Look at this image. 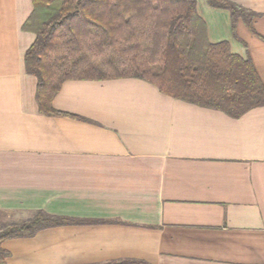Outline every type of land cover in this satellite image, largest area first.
Returning a JSON list of instances; mask_svg holds the SVG:
<instances>
[{"label":"crops","instance_id":"1","mask_svg":"<svg viewBox=\"0 0 264 264\" xmlns=\"http://www.w3.org/2000/svg\"><path fill=\"white\" fill-rule=\"evenodd\" d=\"M255 32L197 0L212 42L249 54L264 82V0ZM33 0H0V222L44 210L90 221L6 239L5 264H264V105L240 117L141 78L68 79L39 111L24 66Z\"/></svg>","mask_w":264,"mask_h":264},{"label":"trees","instance_id":"2","mask_svg":"<svg viewBox=\"0 0 264 264\" xmlns=\"http://www.w3.org/2000/svg\"><path fill=\"white\" fill-rule=\"evenodd\" d=\"M206 1L230 11L235 37L240 17L255 32L254 11L232 0ZM22 28L35 34L24 66L37 79L38 108L47 115L87 119L53 105L68 79L141 78L167 95L232 117L264 105V82L251 56L233 52L228 40H210L197 0H33ZM87 221L40 209L22 221L0 222V264L8 256L6 239ZM128 263L136 261L101 264Z\"/></svg>","mask_w":264,"mask_h":264}]
</instances>
